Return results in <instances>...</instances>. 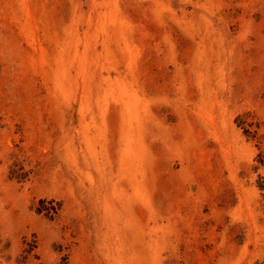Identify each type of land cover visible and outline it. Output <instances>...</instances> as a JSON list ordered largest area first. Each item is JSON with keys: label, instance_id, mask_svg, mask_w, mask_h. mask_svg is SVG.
I'll return each instance as SVG.
<instances>
[{"label": "rangeland", "instance_id": "obj_1", "mask_svg": "<svg viewBox=\"0 0 264 264\" xmlns=\"http://www.w3.org/2000/svg\"><path fill=\"white\" fill-rule=\"evenodd\" d=\"M263 93L264 0H0V264H264Z\"/></svg>", "mask_w": 264, "mask_h": 264}, {"label": "trees", "instance_id": "obj_2", "mask_svg": "<svg viewBox=\"0 0 264 264\" xmlns=\"http://www.w3.org/2000/svg\"><path fill=\"white\" fill-rule=\"evenodd\" d=\"M263 99H264V93H263ZM245 123L242 124L244 134L248 136L249 138L256 139L258 132L256 129H254V124H248L247 126ZM241 126V124H239ZM255 162L256 164L254 165L253 169L255 172L258 173V179H257V186L261 189L264 190V172L260 173V170H264V148H259V152L257 156L255 157Z\"/></svg>", "mask_w": 264, "mask_h": 264}]
</instances>
